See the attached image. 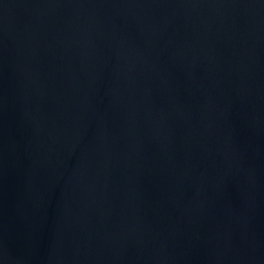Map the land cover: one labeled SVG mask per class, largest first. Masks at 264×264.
I'll return each instance as SVG.
<instances>
[{
	"label": "water",
	"instance_id": "obj_1",
	"mask_svg": "<svg viewBox=\"0 0 264 264\" xmlns=\"http://www.w3.org/2000/svg\"><path fill=\"white\" fill-rule=\"evenodd\" d=\"M0 264H264V0H0Z\"/></svg>",
	"mask_w": 264,
	"mask_h": 264
}]
</instances>
